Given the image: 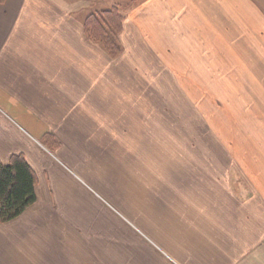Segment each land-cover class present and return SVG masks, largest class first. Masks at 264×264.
Listing matches in <instances>:
<instances>
[{"label": "crops", "instance_id": "obj_1", "mask_svg": "<svg viewBox=\"0 0 264 264\" xmlns=\"http://www.w3.org/2000/svg\"><path fill=\"white\" fill-rule=\"evenodd\" d=\"M118 1L0 2V160L36 174V202L0 223V264H264V0H130L123 27L159 40L166 72L219 51L257 69L240 77L256 99L228 151L187 137L170 157L165 135L136 133L122 161L121 97L145 108L160 91L89 40L86 10Z\"/></svg>", "mask_w": 264, "mask_h": 264}, {"label": "rangeland", "instance_id": "obj_2", "mask_svg": "<svg viewBox=\"0 0 264 264\" xmlns=\"http://www.w3.org/2000/svg\"><path fill=\"white\" fill-rule=\"evenodd\" d=\"M129 4L130 0H119L118 3L105 6L100 10L98 7H90L83 17L84 27H87V18L91 15H94V18H98V16L108 18V13L104 11H120L121 15H124L121 27L117 24L114 26L118 20L115 18L116 13L114 14L113 27H111L120 42L117 52L115 49V53H112L111 44L108 42L111 39L105 38V34L99 28L101 24L97 25L96 21L90 22L89 27L86 28L89 40L112 58L121 56L122 60H128L130 57H136L137 66L140 68L135 76L137 87L141 86L139 73L144 71L147 74L146 84L149 88L153 87L160 91L159 93L154 92L151 97L152 105H147L145 108L131 103L132 98L130 103H123L128 102L127 97H121V126L114 129L115 135L120 136L121 148L119 147V149L122 150L120 161L128 156L126 147L134 142L132 139L135 138L136 133L138 138L145 133L153 136L154 139L165 135L172 141L168 144L170 157H175V151L181 148L177 142L187 137L196 143L187 144L188 147L199 151L201 157L207 153L220 154L228 151V135L236 136L238 134L237 129L228 124V121L240 119L242 115L248 118L247 114L250 115L252 112H242L244 109L242 107L245 105L247 108L246 105L255 103L256 99L253 97L252 101L242 94L243 81L240 77L257 71V69L251 70L249 66L241 64H228L224 53L219 54L218 51L216 58L206 54L201 57L196 56L194 62L167 64L169 72H166L167 66L161 68V60L164 55L161 46L156 45L159 40L153 37L152 45L154 47L153 49L148 48L145 45L146 27H123L126 18L124 12L128 10ZM112 32L107 33L110 35ZM107 33L106 35H108ZM240 33L243 35L245 31L240 30ZM237 35L238 33H233L234 41L239 40ZM215 59L217 62H213ZM260 70L263 71V68L261 67ZM230 76L232 79L229 78ZM144 98L148 100L149 96ZM96 99L95 96L88 97L90 102L96 101ZM105 140L108 141V138L106 137ZM128 140H131L132 143ZM141 142L140 139H137L138 153ZM152 147L157 149L158 145L153 144ZM115 149H118L116 145ZM151 164L154 167L158 166L159 159L155 158Z\"/></svg>", "mask_w": 264, "mask_h": 264}, {"label": "trees", "instance_id": "obj_3", "mask_svg": "<svg viewBox=\"0 0 264 264\" xmlns=\"http://www.w3.org/2000/svg\"><path fill=\"white\" fill-rule=\"evenodd\" d=\"M2 1L0 0V2ZM104 12L108 13V18H100L99 16L94 18V15H91L87 18V27H89L90 22L96 21L99 26L101 24L99 28L105 34V38L111 39L108 42L111 44L112 53H115V49L116 52L119 49L120 42L111 29L114 24V14H117L115 18L118 19L114 26L117 24L119 27L123 23L124 15H121L120 11L109 10ZM107 32H112V34L109 35ZM35 202L36 174L26 159L22 155H15L7 164L0 160V223L18 217Z\"/></svg>", "mask_w": 264, "mask_h": 264}]
</instances>
